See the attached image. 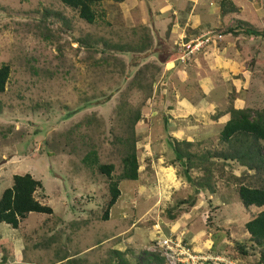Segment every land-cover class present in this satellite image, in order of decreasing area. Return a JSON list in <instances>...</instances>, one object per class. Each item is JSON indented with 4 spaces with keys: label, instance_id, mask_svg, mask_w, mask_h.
Here are the masks:
<instances>
[{
    "label": "rangeland",
    "instance_id": "374dc122",
    "mask_svg": "<svg viewBox=\"0 0 264 264\" xmlns=\"http://www.w3.org/2000/svg\"><path fill=\"white\" fill-rule=\"evenodd\" d=\"M93 8L87 23L60 0H0V194L30 173L52 208L0 223V264H264L245 228L264 207L237 193L260 177L212 155L232 110H264V37L242 31L264 30V0ZM130 151L138 178L119 181L104 221L109 179L83 159L115 179Z\"/></svg>",
    "mask_w": 264,
    "mask_h": 264
},
{
    "label": "trees",
    "instance_id": "16d2710c",
    "mask_svg": "<svg viewBox=\"0 0 264 264\" xmlns=\"http://www.w3.org/2000/svg\"><path fill=\"white\" fill-rule=\"evenodd\" d=\"M64 5L77 11L79 18L87 23L96 20L94 5L105 0H60ZM247 35H258L264 37V30L252 28H242ZM10 67L3 63L0 65V93L4 91L9 79ZM220 142L226 144L224 149L213 152L212 155L222 159L236 160L241 165L255 171V175L260 177L261 185L252 187L240 184L237 190L238 197L242 205L246 208L256 206L264 207V110H252L249 108L231 111V117L225 122L219 134ZM175 152V159L184 167L183 173L188 181H192L189 175L191 166L190 156L185 157L179 148V142H170ZM208 154H211L210 152ZM84 157V162L95 164L99 173L108 179V201L105 204L101 219L108 220L109 210L117 201L120 190L119 181L136 180L138 178V161L134 151L127 152L121 160V172L115 179L111 173L114 170L113 164H98L95 153ZM211 156L202 157L201 161L209 160ZM90 160V161H88ZM42 188L39 179H35L30 173L14 174L12 184L6 187L0 194V223L17 228L19 223L26 218L29 213L51 214L52 208L42 204L34 196L37 189ZM213 192V190H212ZM245 228L249 233V238L257 245L261 244L264 249V209L256 216L245 223ZM115 252V251H114ZM120 255L119 252H115ZM242 254H245L242 252ZM120 264H127L126 260L119 257Z\"/></svg>",
    "mask_w": 264,
    "mask_h": 264
},
{
    "label": "built area",
    "instance_id": "2783aa9c",
    "mask_svg": "<svg viewBox=\"0 0 264 264\" xmlns=\"http://www.w3.org/2000/svg\"><path fill=\"white\" fill-rule=\"evenodd\" d=\"M166 253V252H165ZM167 254V253H166Z\"/></svg>",
    "mask_w": 264,
    "mask_h": 264
}]
</instances>
